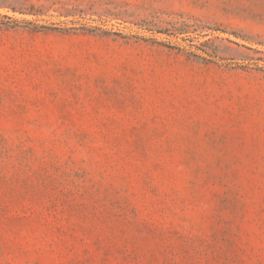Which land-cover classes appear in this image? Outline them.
I'll return each mask as SVG.
<instances>
[{
	"label": "rangeland",
	"instance_id": "obj_1",
	"mask_svg": "<svg viewBox=\"0 0 264 264\" xmlns=\"http://www.w3.org/2000/svg\"><path fill=\"white\" fill-rule=\"evenodd\" d=\"M0 264H264V0H0Z\"/></svg>",
	"mask_w": 264,
	"mask_h": 264
}]
</instances>
